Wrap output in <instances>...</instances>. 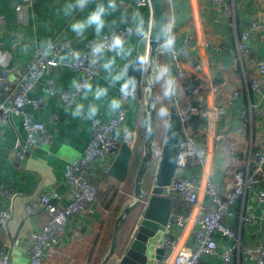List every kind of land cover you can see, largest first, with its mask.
<instances>
[{
  "label": "crops",
  "instance_id": "1",
  "mask_svg": "<svg viewBox=\"0 0 264 264\" xmlns=\"http://www.w3.org/2000/svg\"><path fill=\"white\" fill-rule=\"evenodd\" d=\"M20 1L0 0V11L7 19L5 24L0 25V47L1 52L8 55V64L0 61V98L6 96V85L16 83L15 67L24 66L36 48L47 46L53 39L71 38L78 49L84 50L87 38L98 37L105 30L125 24H132L135 28L134 35L124 44L123 52L113 50L102 54V73L92 82L91 90L88 89L79 95L72 105L63 103L58 95L47 93L45 76L36 83L31 94L42 97L44 102L38 108L29 106L28 111L36 120L43 121L53 134V141L49 145L34 148L20 161L13 156V150L25 137L21 116L13 115L0 133V185H8L12 191L17 192L13 199L0 195V209H9L12 213L8 223L0 227V250L7 251L17 264H28V236L32 231L41 229L48 221V214L41 210L34 216H28L26 204L52 188L54 200L59 205L69 202L70 188L64 177L66 164L81 157L94 129L93 120H108L114 115L115 109H112L111 101L118 100V87L124 82L116 81L114 77L125 73L124 79H130L127 65L136 56L139 41L149 32L150 21L154 23V10L142 7L137 13L135 0H115V9H108L103 17L104 27L97 32L94 24L86 25L82 30H74L71 26L73 23L86 21L98 3H104L107 8L108 0H86L83 8L77 4V0H35L23 14H19L15 7ZM235 3L237 31L234 30L232 20L220 13L210 0H164L169 20L168 28L173 30L175 44L183 46L188 35L194 38L188 46L189 62L183 65L184 70L188 72L186 78H178L176 72L172 71L169 55H159L155 69L156 149L161 148L174 106L172 95H165L166 82L171 78V87L175 86L180 102L194 101L200 108V112L188 125L189 133L203 146L210 143L212 136L220 135L210 158L212 169L209 177L213 182L220 183L225 191L229 190L232 184L234 172L246 168L250 147L258 150L264 145V99L262 100L259 94H248L244 91L246 81L249 82L255 74L258 62L264 60V41L260 40L256 33L250 39L249 51L244 53L243 65L236 67V34L240 35L253 20H264V0H235ZM134 16L143 18V36L136 31ZM63 57L69 58L68 54ZM197 59L204 62V70L193 73L191 62ZM108 63H111V67L106 68L105 64ZM165 68L167 72H163ZM78 75L76 70L68 67L54 69L51 73L60 90L71 89ZM135 86L138 87V92L133 91L134 97L119 137L123 140L125 136L137 131V153L143 155L146 143L143 113L146 103L143 96L139 97L143 86ZM99 89L107 91L97 99L95 93ZM236 91H239V95L234 97ZM250 102L260 107L263 114H250ZM78 105L82 107L77 113ZM92 106H96L95 115L91 114ZM219 106L224 107L226 111L221 119L215 120L212 118L213 108ZM55 114L59 116L58 119L53 117ZM242 120H245L248 126L245 132L240 133L238 127ZM158 122L161 123L159 129ZM158 144L160 147H157ZM138 145H141L140 149ZM154 156L156 157L155 154ZM139 165L140 162L136 166L134 161L127 179L120 181L108 172L107 164L101 161L94 164L89 179L98 188L96 200L88 213L77 214L70 219L54 254L45 259V264L100 263L108 251L117 217L130 201ZM179 174L187 178H199L201 168L190 157L187 168ZM132 175L133 183L130 185ZM121 186L126 193L121 192ZM260 188H264V181L248 190L233 204L230 208L233 215L226 219L244 244L264 242V202L257 196ZM171 197L172 213L186 214L191 210L192 204L182 196L171 194ZM202 200L205 209L212 208L213 204L208 195L203 193ZM252 213L257 217L255 222L240 221L241 214ZM131 219L125 224L118 251L108 264H114L116 258L122 257L128 238L135 234L137 224H133V218ZM197 229L194 223L171 224L166 235L196 245ZM215 238L219 243V254H204L199 264H227L222 254L234 240L219 234H216ZM164 260L158 261L157 264H167L166 258ZM229 264L254 262L236 255Z\"/></svg>",
  "mask_w": 264,
  "mask_h": 264
},
{
  "label": "built area",
  "instance_id": "2",
  "mask_svg": "<svg viewBox=\"0 0 264 264\" xmlns=\"http://www.w3.org/2000/svg\"><path fill=\"white\" fill-rule=\"evenodd\" d=\"M35 0H21L15 7L19 14H23ZM135 11L138 13L142 7L151 6V0H135ZM220 13L233 22L234 30L236 29V3L235 0H210ZM6 15L0 11V25L6 23ZM153 22L150 21V30L145 35L148 36L153 28ZM135 28L132 24H125L118 27H112L105 30L98 37H90L86 40V49L81 50L75 46L73 39H53L47 46L38 47L32 52L31 59L20 67H15L16 83L6 85V96L0 98V133L3 127L8 124L13 115H20L25 137L20 141L13 150V156L23 161L28 153L34 148L42 145H49L53 141V134L48 126L40 120H36L28 111V107H40L44 99L31 94L36 83L46 77V91L50 95H58L63 103L72 105L76 98L88 90L87 85L102 73L104 63L102 54L113 51L111 49L112 41L119 36L124 40V44L134 35ZM256 33L260 40L264 41V20H253L249 27L242 31L240 35L236 34V67L243 65L244 53L250 49V39ZM168 38L175 41L174 33L171 28L167 30ZM192 35L186 36L183 46H177L175 43L167 48H160V54L169 55L171 64L176 66V76L186 78L188 72L184 70L183 65L189 62L188 46L193 40ZM68 54L69 58L64 59ZM149 54V48H148ZM8 55L1 52L0 61L8 64ZM145 65L148 63V57H145ZM68 67L76 70L79 75L73 87L69 90H60L55 79L51 76L54 69ZM154 66L153 71L155 74ZM204 70V62L196 60L191 62V71L198 73ZM121 85L118 87V101L120 107L116 108L114 115L108 119L95 118L93 120L92 135L83 150L81 157L69 161L66 164L64 177L65 182L70 188V199L66 205H59L54 200V188L42 193L38 198L29 201L26 204L28 216H34L41 210L48 214V221L39 230L32 231L27 239V251L29 254L28 264H45L47 258L52 257L57 244L60 242L62 234L65 232L70 219L77 214H86L90 206L95 202L98 188L89 179V175L96 162H103L109 167L116 159L123 142H127L134 151H137V131L131 135L125 136L122 140L119 137L120 131L124 129L127 119V111L130 102L134 97L129 85L127 94L121 91ZM143 101L146 102L148 89L146 79L143 78ZM244 91L248 94H259L264 99V60L258 62L255 74L248 82L246 81ZM172 99L177 109V114L186 134V141L180 149L177 161L175 175L170 184V195L176 194L182 196L192 204L191 210L187 214L172 213L169 226L172 224L185 225L194 223L198 229L196 232V245L187 244L180 239L168 235L164 236L161 246L166 249L167 264H199L204 254H219V243L215 238L216 234L228 237L234 242L228 246L222 254L225 263L229 264L237 256H241L246 261H253L254 264H264V242L260 241L254 245L244 244L233 229L226 221L227 217L233 215L230 210L231 206L237 203L248 190L259 186L264 181V145L261 149H253L251 146L248 150L246 168L237 170L232 175V184L229 190H224L220 183H215L210 179L212 165L210 158L216 149L220 135L211 137L210 143L206 146L200 145L196 137L189 133L188 125L193 117L200 112V108L194 101L180 102L179 95L175 86L172 87ZM239 95V91L234 93V97ZM222 106L214 107L212 118L221 119L225 113ZM250 114H263V110L249 103ZM58 119L57 114L53 115ZM248 123L242 120L238 131L245 132ZM160 149L154 148L156 157L152 163V171L155 174L159 159ZM192 157L195 164L201 168L199 178H187L179 172L187 168L188 159ZM107 166V169H108ZM123 186H121V189ZM124 194L126 193L121 190ZM210 197L212 208H204L202 194ZM0 195H7L14 198L17 192L11 190L8 185H0ZM258 199L264 202V188H260ZM147 201V200H146ZM146 202L144 207H146ZM12 213L9 209H0V227L6 225L11 219ZM257 220L255 214H241L242 223H252ZM120 258H116L114 264H119ZM0 264H17L14 262L7 251L0 250Z\"/></svg>",
  "mask_w": 264,
  "mask_h": 264
},
{
  "label": "water",
  "instance_id": "3",
  "mask_svg": "<svg viewBox=\"0 0 264 264\" xmlns=\"http://www.w3.org/2000/svg\"><path fill=\"white\" fill-rule=\"evenodd\" d=\"M151 6L154 10L153 28L148 36L139 41L137 54L127 65L128 76L134 81L133 84L141 85L145 78L148 89L146 109L143 113V128L146 134L144 153L140 159L130 201L117 217L108 251L99 264H108L116 254L124 226L131 218L137 228L135 234L128 238L119 264H157L158 261H165L166 249L161 244L168 233L167 228L173 211L170 184L176 172L180 149L186 141V134L173 106L161 145L158 167L153 174L151 169L157 136L156 77L153 68L159 61L160 48L167 36L169 20L164 0H151ZM163 28H166V31H162ZM145 57H148L146 65ZM140 58H143V64L138 62ZM171 68L176 72L175 65ZM136 156L137 151L127 142H123L108 172L118 180L125 181ZM147 177L151 183L144 188Z\"/></svg>",
  "mask_w": 264,
  "mask_h": 264
},
{
  "label": "clouds",
  "instance_id": "4",
  "mask_svg": "<svg viewBox=\"0 0 264 264\" xmlns=\"http://www.w3.org/2000/svg\"><path fill=\"white\" fill-rule=\"evenodd\" d=\"M88 2H90V0H88ZM77 4L81 8H83L86 4V0H77ZM115 7H116L115 0H108L107 8L105 7L104 3H102V2L98 3L95 10H93L89 13L86 21H79V22L73 23L71 27L74 30H82L85 28L86 25H93L94 24L96 27V31L100 32L101 29L104 27V24H105V20L103 18L104 15L107 13L109 8L115 9ZM133 21L136 25V31L139 33V35L143 36L144 32H145L143 18L142 17L138 18L137 16H134ZM162 31H166V28H163ZM124 43H125L124 40H122L119 36H117L113 39L110 47L112 50H118V52H123ZM174 43H175V41L172 38H168L166 40L165 44L163 45V47L167 48L169 45H172ZM138 62L140 64H143V58H140ZM105 67L106 68L111 67V63L105 64ZM163 72H167V68L163 69ZM125 75H126L125 73L117 74L114 77V80H116V81L123 80L124 81L121 85V91L124 92L125 94H127L128 85L134 83V81L131 79H124ZM166 83H167V86L165 88V95H169L172 92L171 86H172L173 81L171 80V78H169ZM87 87L89 90H91L90 84L87 85ZM106 91H107L106 89H99L95 93L96 98L99 99L100 96L105 95ZM81 107L82 106H79V105L77 106V113L80 111ZM111 107L113 110L120 107V102L116 99H113L111 101ZM96 111H97L96 106H92L91 107V114L95 115Z\"/></svg>",
  "mask_w": 264,
  "mask_h": 264
},
{
  "label": "rangeland",
  "instance_id": "5",
  "mask_svg": "<svg viewBox=\"0 0 264 264\" xmlns=\"http://www.w3.org/2000/svg\"><path fill=\"white\" fill-rule=\"evenodd\" d=\"M160 121H161V120H160ZM160 124H161V123L158 122V129H159ZM162 130L164 131V128H163ZM162 134H163V132L161 133V136H162ZM157 147H160V144H158ZM140 148H141V145H138V149H140ZM141 156H142L141 153L138 152V153H137V156H136V158H135L136 166H137V164L140 162ZM149 177H152V176H149ZM149 177H147L146 180H145L144 188H146V187L148 186V184L151 183V181H148V178H149ZM132 183H133V175L130 176V185H131Z\"/></svg>",
  "mask_w": 264,
  "mask_h": 264
},
{
  "label": "trees",
  "instance_id": "6",
  "mask_svg": "<svg viewBox=\"0 0 264 264\" xmlns=\"http://www.w3.org/2000/svg\"><path fill=\"white\" fill-rule=\"evenodd\" d=\"M129 88H130V90L133 92H135V91H137V86H135V85H130L129 86ZM138 92V91H137ZM141 92H142V94L140 93V96L139 97H142L143 96V90H141Z\"/></svg>",
  "mask_w": 264,
  "mask_h": 264
}]
</instances>
